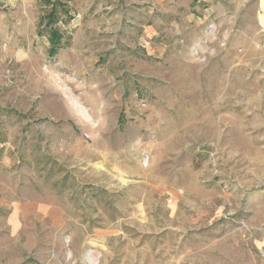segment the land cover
Masks as SVG:
<instances>
[{
  "label": "rangeland",
  "instance_id": "obj_1",
  "mask_svg": "<svg viewBox=\"0 0 264 264\" xmlns=\"http://www.w3.org/2000/svg\"><path fill=\"white\" fill-rule=\"evenodd\" d=\"M0 264H264V0H0Z\"/></svg>",
  "mask_w": 264,
  "mask_h": 264
}]
</instances>
